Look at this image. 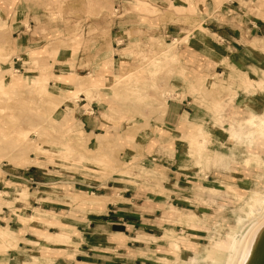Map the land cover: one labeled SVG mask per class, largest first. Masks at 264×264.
Listing matches in <instances>:
<instances>
[{
	"label": "rangeland",
	"instance_id": "obj_1",
	"mask_svg": "<svg viewBox=\"0 0 264 264\" xmlns=\"http://www.w3.org/2000/svg\"><path fill=\"white\" fill-rule=\"evenodd\" d=\"M92 3L97 4L94 14ZM176 4L173 0H162L157 6L153 0H133L135 10L144 8L154 22L148 21L142 42L137 31L131 47L121 49L122 43L113 49L111 16H116L117 11L112 0L65 3L60 7L62 12L59 11L61 30L53 27L42 31L45 35L42 46L20 56L22 61L15 64L11 59L15 53L10 49L13 32L9 26L7 28L5 17L0 13V166L31 163L48 166L50 162L52 166L57 165L55 169L72 176L40 178L38 181L48 183L49 180L64 179L71 186L75 181L82 182L81 178L85 184L93 180L94 185L105 188L110 185L116 190L135 186L141 180L154 181L157 161L140 158L139 154L152 124L162 118L168 98L174 96L171 79L173 74L182 71L178 70L181 65L178 45L188 42L193 33L183 31L180 38L165 40L162 32L156 30V18H160L162 25L173 22L171 12L178 13ZM62 8L69 10L64 13ZM255 47L260 50V70H253L252 76L241 72L244 76L241 88L255 92L250 96H257L259 101L254 102L258 104L259 112H245L236 121L219 114L220 104L213 105L215 118L220 117L216 122L221 129L211 127L217 130L219 138L213 145L214 153L206 152L205 155L214 166L225 171L222 176L226 184L223 183L222 189L211 185L210 189L199 191L205 200L197 199L195 205L203 203L206 207H196L189 223L181 222L178 213L168 212L171 217L165 225L172 231H165V238L171 241V256L168 257L170 260L165 256L158 259L159 264H224L227 261L229 264H250L252 261L254 243L244 244L243 240L248 225L241 229L236 219L240 217L242 223H249L252 213L251 221H259V200L264 199V131L258 133L256 126L244 123L252 116L256 124L259 119H264V41ZM114 53H117V59L113 58ZM53 72L62 76L57 77ZM68 72L72 73L66 74ZM219 78L221 81L212 87L222 90L225 83L223 77ZM203 91L211 89L205 87ZM206 97L217 96L208 94ZM224 97L232 99L230 95H219L221 100ZM79 101L80 106L87 102L84 108L91 102L98 104L96 113L103 122L98 131L102 134L90 137L80 132L76 108ZM231 113L233 117L239 116H235L239 112ZM188 138L190 149L196 148L199 154L207 151L211 144L202 128ZM235 164L237 176L232 173ZM236 178L241 179L242 184L236 186ZM19 186L23 189L17 190L16 199L26 198V185ZM37 186L49 187L32 184L30 189L40 190ZM79 186L88 192L95 190L90 186ZM5 196L0 191V204L8 205L10 202L2 199ZM90 198L86 197L87 200ZM263 224L260 220L258 227L262 228ZM189 229L190 237L186 231ZM36 234L40 237L39 232ZM46 236L41 237L45 239ZM49 241L36 242L35 248L47 250L49 246L46 245L54 244ZM11 242H15L12 232L8 227L0 228V264H27L31 253H16L15 258H6V250L15 247Z\"/></svg>",
	"mask_w": 264,
	"mask_h": 264
},
{
	"label": "crops",
	"instance_id": "obj_2",
	"mask_svg": "<svg viewBox=\"0 0 264 264\" xmlns=\"http://www.w3.org/2000/svg\"><path fill=\"white\" fill-rule=\"evenodd\" d=\"M73 1L1 0L0 13L5 17L7 28L9 26L13 32L10 49L19 55L18 58L15 54L11 56L13 64L22 61L20 56L42 46L45 40L42 31L53 27L61 30L60 7ZM160 1L153 0L157 6ZM173 2L178 8V13L171 12L173 22L162 25L160 18H156V30L162 32L165 40L178 39L183 31L193 33L188 42L178 45L181 60L178 70L182 71L173 74L171 79L174 96L168 98L162 118L152 124L139 154L140 158L157 161L155 183L141 180L140 184L116 190L110 185L107 188L94 185L93 180L85 184L81 178L82 182H71L75 184L71 186L64 179L49 180L48 183L38 181L40 178L72 176L55 169L57 165L52 166L50 162L48 166L36 163L0 166V191L6 194L2 199L10 202L0 204V228L8 227L15 238V242H11L15 247L6 250V258H15L16 253H31L27 264H159L158 259L171 256V241L165 238V231H172L165 225L171 217L168 212L178 213L181 222L189 223L196 207H206L203 203L195 205L197 199L205 200L199 191H206L211 185L222 189L223 183L226 184L222 176L225 171L214 166L205 155L206 152L214 153L213 145L219 138L217 130L221 129L216 122L220 117L215 118L212 107L220 104L219 114L236 121L245 112H259L257 96H250L255 92L241 88L244 77L241 72L252 76L253 70H260V50L255 46L264 41V0ZM112 4L117 15L111 16V47L117 49L122 43L121 49L131 47L137 31L140 41L145 40L148 21L154 22V19L144 8L137 12L133 0H112ZM92 6L94 14L97 4L92 3ZM62 9H65L64 13L69 10ZM112 55L117 59V53ZM69 73L72 72L66 74ZM53 75L62 76L55 72ZM220 76L225 83L222 90L212 87L221 81ZM205 87L211 91H203ZM208 94L217 97H206ZM219 95H230L232 99L224 97L221 100ZM80 103L76 107L80 132L90 137L102 134L98 131L103 123L96 113L98 104L91 102L84 108L87 102L81 106ZM234 111L239 112L235 115L238 117L231 115ZM198 128H202L211 141L208 150L201 154L196 148L192 151L188 145V137ZM232 166L235 167L232 173L237 176L238 166ZM241 181L235 180L236 186L242 184ZM22 184L26 185L27 196L16 199L17 190L23 189L19 186ZM32 184L49 187L30 189ZM79 184L95 190L88 192ZM32 216L38 220L33 222ZM186 231L187 235L191 233L190 229ZM42 235L47 236L44 239ZM49 240L54 244L46 245L49 246L47 250L35 248L36 242Z\"/></svg>",
	"mask_w": 264,
	"mask_h": 264
},
{
	"label": "bare ground",
	"instance_id": "obj_3",
	"mask_svg": "<svg viewBox=\"0 0 264 264\" xmlns=\"http://www.w3.org/2000/svg\"><path fill=\"white\" fill-rule=\"evenodd\" d=\"M253 117L254 116L245 119L244 123L256 126V128H258V131H257L258 133L264 131V119H259V122L256 124L255 121L253 120L254 119ZM259 201H260V204H259L260 208H258V210L261 211L260 220L264 222V210H263L264 209V199L263 200L260 199ZM251 215L252 213H250V216H249V223H242L240 217H238L236 220H237V223L241 226V229L245 228V226L248 225L246 227V234L244 235V238L243 236L241 237L244 240V244H247L250 241H253L254 243L253 258L250 264H264V224L262 228L258 227L260 220L259 221L256 220V222L253 223L251 221ZM236 249L237 247L234 248V252ZM224 264H229V263L227 261Z\"/></svg>",
	"mask_w": 264,
	"mask_h": 264
}]
</instances>
